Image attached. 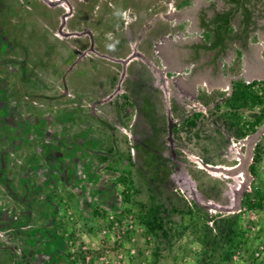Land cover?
Returning <instances> with one entry per match:
<instances>
[{
    "label": "rangeland",
    "instance_id": "374dc122",
    "mask_svg": "<svg viewBox=\"0 0 264 264\" xmlns=\"http://www.w3.org/2000/svg\"><path fill=\"white\" fill-rule=\"evenodd\" d=\"M181 2L0 0V264H264V211L241 206L264 186V122L229 126V82L207 84L220 65L175 23ZM151 196L169 239L139 220ZM196 206L213 233L236 216L231 260L192 232Z\"/></svg>",
    "mask_w": 264,
    "mask_h": 264
},
{
    "label": "trees",
    "instance_id": "16d2710c",
    "mask_svg": "<svg viewBox=\"0 0 264 264\" xmlns=\"http://www.w3.org/2000/svg\"><path fill=\"white\" fill-rule=\"evenodd\" d=\"M228 2H233L235 5L241 4L240 0H226ZM244 2V0H242ZM242 2V3H243ZM233 12L228 9L222 13H216L210 20L212 28H207L206 38H209L210 31L214 34V39L209 44L205 46L207 48H213L224 43L225 40L230 39L231 25L230 20L232 18ZM225 106L228 108L229 112L226 113V117L229 120V126H238L236 133L241 137H245L256 131V128L264 122V78L261 80H252L251 82L245 83L242 81H236L232 84V89L230 95L225 100ZM259 106L258 113L253 117L252 120L243 119L239 115V110ZM198 115V114H197ZM195 117L185 120L184 125L194 126ZM264 135V133H263ZM263 150L262 144L257 142L254 147V154L252 158V164L250 165V171L255 172V164L259 163L262 159L261 152ZM123 184L126 185V192L123 193V200H129V190L132 189V181L128 175L123 174L118 178ZM134 190V189H133ZM264 199V186H253L250 191L243 193L241 198V206H245L248 209H260L262 206V201ZM140 215L139 220L143 224L144 228L148 233L155 235H160L164 239H169L172 233V225H168L165 219L166 208L161 202H157L154 196H151V201L149 204L139 203ZM175 211V208H173ZM190 219L193 222V233L198 239V241L203 245L208 247L211 251H214L215 247L219 245V242L224 243L225 252L223 254V259L225 261L231 260L232 253L236 249L238 241L243 236L242 232L236 226V216L221 218L223 228L221 230L215 231L214 228L208 226L206 223V214L199 212L198 206L194 208L193 212H188ZM200 221L198 222V220ZM215 225L219 227L218 221H214ZM188 226H184V228ZM156 258L153 259L154 262L145 264H155L157 261L158 253H154Z\"/></svg>",
    "mask_w": 264,
    "mask_h": 264
},
{
    "label": "crops",
    "instance_id": "0c3cea01",
    "mask_svg": "<svg viewBox=\"0 0 264 264\" xmlns=\"http://www.w3.org/2000/svg\"><path fill=\"white\" fill-rule=\"evenodd\" d=\"M241 4L235 5L226 0H182L179 15L174 18L175 23H181L187 32L194 31L197 41H193L192 47L195 54L212 51V62H221L218 68L219 77L211 80L210 68H207L205 78L207 84L222 86L229 82L230 92L233 82L242 81L245 83L252 80L264 78V0H242ZM243 2V3H242ZM232 10L233 15L230 20V39L223 44L207 48L214 39L212 31L209 38H206L207 28H212L211 18L216 13ZM174 55L178 56V51ZM199 58V57H198ZM222 61L233 66L238 64L239 71H227L222 68ZM217 67V65H215ZM229 77V78H228ZM227 84V85H228ZM248 120V119H246Z\"/></svg>",
    "mask_w": 264,
    "mask_h": 264
},
{
    "label": "built area",
    "instance_id": "2783aa9c",
    "mask_svg": "<svg viewBox=\"0 0 264 264\" xmlns=\"http://www.w3.org/2000/svg\"><path fill=\"white\" fill-rule=\"evenodd\" d=\"M261 210L264 211V202H263V204H262V208H261ZM263 248H264L263 246H260L259 249H257V250L255 251V254H256V255L260 254V251H262Z\"/></svg>",
    "mask_w": 264,
    "mask_h": 264
},
{
    "label": "water",
    "instance_id": "95a60500",
    "mask_svg": "<svg viewBox=\"0 0 264 264\" xmlns=\"http://www.w3.org/2000/svg\"><path fill=\"white\" fill-rule=\"evenodd\" d=\"M263 129H264V124H263V126H262V127L256 132V134L259 135Z\"/></svg>",
    "mask_w": 264,
    "mask_h": 264
}]
</instances>
